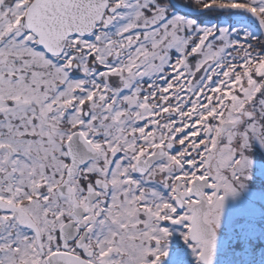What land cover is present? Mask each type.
Masks as SVG:
<instances>
[{
  "label": "snow or ice",
  "instance_id": "obj_1",
  "mask_svg": "<svg viewBox=\"0 0 264 264\" xmlns=\"http://www.w3.org/2000/svg\"><path fill=\"white\" fill-rule=\"evenodd\" d=\"M0 264H264V0H0Z\"/></svg>",
  "mask_w": 264,
  "mask_h": 264
}]
</instances>
